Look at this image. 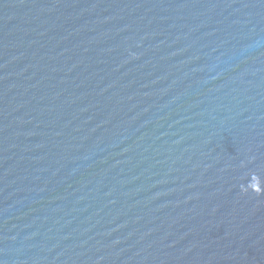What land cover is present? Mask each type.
Here are the masks:
<instances>
[{
    "label": "water",
    "instance_id": "95a60500",
    "mask_svg": "<svg viewBox=\"0 0 264 264\" xmlns=\"http://www.w3.org/2000/svg\"><path fill=\"white\" fill-rule=\"evenodd\" d=\"M0 264H264V0H0Z\"/></svg>",
    "mask_w": 264,
    "mask_h": 264
}]
</instances>
